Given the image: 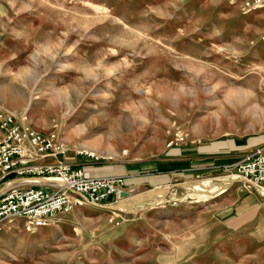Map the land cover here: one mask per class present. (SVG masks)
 Wrapping results in <instances>:
<instances>
[{
    "label": "rangeland",
    "instance_id": "1",
    "mask_svg": "<svg viewBox=\"0 0 264 264\" xmlns=\"http://www.w3.org/2000/svg\"><path fill=\"white\" fill-rule=\"evenodd\" d=\"M263 34L240 0H0V108L92 160L264 140ZM216 172L129 211L7 225L0 264H264V192Z\"/></svg>",
    "mask_w": 264,
    "mask_h": 264
},
{
    "label": "built area",
    "instance_id": "2",
    "mask_svg": "<svg viewBox=\"0 0 264 264\" xmlns=\"http://www.w3.org/2000/svg\"><path fill=\"white\" fill-rule=\"evenodd\" d=\"M240 1L248 10L264 9V0ZM176 136L183 140L182 134ZM67 149L56 132L35 130L26 112L0 108V231L19 222L34 232L48 226L55 213L69 212L82 200L105 205L123 189L122 176H85L64 158ZM47 156L54 160L45 161ZM226 169L264 192V145L254 146Z\"/></svg>",
    "mask_w": 264,
    "mask_h": 264
},
{
    "label": "crops",
    "instance_id": "3",
    "mask_svg": "<svg viewBox=\"0 0 264 264\" xmlns=\"http://www.w3.org/2000/svg\"><path fill=\"white\" fill-rule=\"evenodd\" d=\"M259 144L263 145L264 140H231L205 144L189 142L184 146H180V148L166 151L163 156H146L136 159L116 157L110 160H92L89 157L97 159L98 156L93 154H89L90 156L87 155L86 157L77 156L78 154L75 151L73 154H65L64 158L73 166L81 167L87 177L102 175L122 176L124 179L123 189L132 194L150 188L170 186L165 195L168 197L175 188L180 187L176 184L187 182L200 174L216 175L218 170L222 169L225 171L227 166L239 160L244 153ZM44 160L51 162L54 158L47 156ZM116 200L117 196L111 195L106 200L105 205L98 206L110 209L109 205ZM112 210L122 212L128 209Z\"/></svg>",
    "mask_w": 264,
    "mask_h": 264
},
{
    "label": "water",
    "instance_id": "4",
    "mask_svg": "<svg viewBox=\"0 0 264 264\" xmlns=\"http://www.w3.org/2000/svg\"><path fill=\"white\" fill-rule=\"evenodd\" d=\"M176 185L185 188L188 187L185 182H181ZM169 188L170 186L150 188L135 194H132L129 191L122 189L117 193V200L113 204L109 205V208L126 210V208L130 209L132 206L142 204L146 201H155L161 197L164 198Z\"/></svg>",
    "mask_w": 264,
    "mask_h": 264
},
{
    "label": "bare ground",
    "instance_id": "5",
    "mask_svg": "<svg viewBox=\"0 0 264 264\" xmlns=\"http://www.w3.org/2000/svg\"><path fill=\"white\" fill-rule=\"evenodd\" d=\"M75 89H77V87H72L71 89H70V91L71 92H73ZM222 105V104H221ZM77 132H78V134L80 135V134H82L83 133V129H82V127L81 126H78V128H77ZM80 140V139H79ZM77 144H79V145H84L83 143H78V142H76ZM86 146V145H85ZM87 146H89L88 144H87ZM194 184H199L198 182H193V183H191V184H189L188 186L189 187H192ZM195 187V186H194ZM159 199H163L162 197L161 198H159ZM14 226V225H13ZM40 242V241H39Z\"/></svg>",
    "mask_w": 264,
    "mask_h": 264
}]
</instances>
